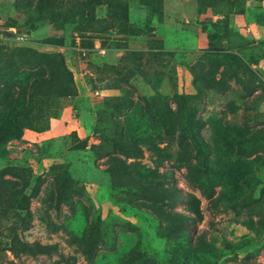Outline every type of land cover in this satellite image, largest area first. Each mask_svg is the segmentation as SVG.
Returning <instances> with one entry per match:
<instances>
[{
	"label": "rangeland",
	"instance_id": "1",
	"mask_svg": "<svg viewBox=\"0 0 264 264\" xmlns=\"http://www.w3.org/2000/svg\"><path fill=\"white\" fill-rule=\"evenodd\" d=\"M205 1L0 0V89L28 94L55 66L24 48L62 60L73 86L37 95L31 128L0 139V170L19 172L0 180V264H264V0ZM130 138L139 155L115 150ZM118 161L132 178L112 175ZM39 176L26 208H9ZM66 177L73 201L58 206ZM174 186L195 205L165 198ZM15 236L51 252L15 255Z\"/></svg>",
	"mask_w": 264,
	"mask_h": 264
},
{
	"label": "trees",
	"instance_id": "2",
	"mask_svg": "<svg viewBox=\"0 0 264 264\" xmlns=\"http://www.w3.org/2000/svg\"><path fill=\"white\" fill-rule=\"evenodd\" d=\"M215 0H206L205 3H201V8L212 7L215 11L217 6ZM154 5L155 8L160 10L159 3ZM90 14L94 13L93 7H88ZM211 40V39H210ZM210 46L214 47L213 43L209 41ZM21 55H29L33 61H38L40 59L44 60L51 65L54 62L55 66L49 68V74L39 75L34 78L33 82L30 84L31 92L26 94L23 91L21 84H18L19 90L13 89V87L8 86L7 89H0V139H9L13 137L23 136L25 131L31 128L32 119L30 117V107L33 105L34 98L40 93L50 97L58 95L71 94L73 91L72 80L69 77V71L62 60L53 59V56L48 53H39L32 49L24 48L21 51ZM28 95V99H26ZM4 102V103H3ZM166 123V119H163ZM131 144H127L122 141H116L114 148L116 151L125 154L136 156L141 153V149L138 147L136 141L130 138ZM193 142L197 149L196 157L202 163V165L207 168L208 159L206 156L207 144L203 141L200 134L193 135ZM130 167L122 161H118L116 165L109 168L112 175L119 176L120 174L127 175L131 177ZM5 174H12L14 176H19L18 169L9 166L0 170V180ZM41 177H37V183L33 186L30 195L24 194L23 191L28 185V181L24 186L12 192L10 197L9 208L13 210L26 208V203L30 201L31 197L35 196L39 192V185L41 182ZM73 187V182L69 178H64L57 186V196L56 204L60 206L62 203L71 204L73 201V196L71 195V188ZM166 192H162L165 198L172 200L173 202L185 201L189 206L195 205L197 202L196 197L192 193L184 194L179 187L174 186V190L166 189ZM140 198L155 199L154 193L150 192V188L146 187L139 191ZM262 195L264 196V188L262 189ZM192 209V208H191ZM171 222H178L180 224L186 223L191 217L181 211H172L168 215ZM167 232L164 233L162 225H160L159 231L163 234L170 235L178 229L177 226L171 228L168 227ZM100 241V234H96L91 237L89 252L94 250L96 243ZM10 250L15 254H30L37 255L40 253H50L51 248L49 245L41 244L40 242H28L21 240L18 236L11 241ZM141 255L136 256L133 259L128 260L123 264H137L141 259Z\"/></svg>",
	"mask_w": 264,
	"mask_h": 264
}]
</instances>
